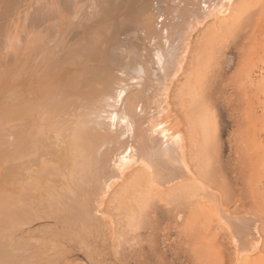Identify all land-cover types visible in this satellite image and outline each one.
I'll return each instance as SVG.
<instances>
[{
  "label": "bare ground",
  "instance_id": "6f19581e",
  "mask_svg": "<svg viewBox=\"0 0 264 264\" xmlns=\"http://www.w3.org/2000/svg\"><path fill=\"white\" fill-rule=\"evenodd\" d=\"M172 2L166 3L165 23L159 29L145 26L156 21L154 15L145 16V7L133 11L137 17L123 16L136 21L151 44L143 43V69H137L136 76L126 70L131 66L130 56L136 53L131 46L123 50L128 57L121 63L124 70L118 72L113 66L107 51L112 27L104 37L99 35L102 40L97 34L87 35L76 45L75 37V46L53 42L50 46L41 41L50 29L33 17L28 30L42 34L33 46L27 45L31 34L23 19L6 33L0 49V264H59L32 237L16 244L9 238L8 231L26 230L39 219L37 203L58 223L53 229L69 233L94 264H101L88 238L95 225L103 231L113 229L110 205L121 206L123 194H129L128 189L136 184L135 171L146 172L151 188L160 192L195 176L186 159L184 119L173 109L171 88L183 73L193 37L207 21L216 23L226 16L235 0ZM4 16L0 4V18ZM72 17L80 20L75 12L67 15V21L72 22ZM51 21L54 37L62 40L67 30L61 28L60 19ZM150 53L159 63L156 80ZM203 195L221 210L237 250L258 245L248 237L241 217L228 214L227 207L226 212L219 205L218 195L211 189ZM60 224L67 228L61 230Z\"/></svg>",
  "mask_w": 264,
  "mask_h": 264
},
{
  "label": "rangeland",
  "instance_id": "374dc122",
  "mask_svg": "<svg viewBox=\"0 0 264 264\" xmlns=\"http://www.w3.org/2000/svg\"><path fill=\"white\" fill-rule=\"evenodd\" d=\"M171 2L0 0L5 15L0 18V49L17 23L23 19L28 30L32 17L37 24L47 25L50 32L42 39V34L28 30L33 43L27 41L30 47L39 37L50 46L52 42V45L75 46L87 35L97 34L95 37L102 40L112 27L107 51L113 66L118 72L124 70L121 63L128 57L123 50L131 46L136 53L130 56L131 66L126 70L136 76L137 69H143L142 57L146 51L141 48L151 44L145 37L147 32L136 21L123 16L129 13L137 17L136 12L145 7L146 17H156L154 24L145 26L159 29L165 23L166 3H174ZM79 3L82 9H78ZM75 12L80 20L72 17V22L67 21V15ZM54 18L60 19L61 28L67 30L62 40L53 35L51 20ZM168 18L175 20L172 16ZM5 27L10 28L8 32ZM192 40V50L184 54L187 53L188 59L184 60L183 73L171 88V101L173 109L184 119L185 128L182 125L181 129L188 136L186 159L195 176L160 192L151 188L146 172L135 171L136 184L128 189L129 194L125 193L127 197L123 194L121 206L115 202L110 205L108 212L112 215L113 229L103 231L95 225L88 238L101 264H264V0H235L226 16H221L216 23L207 21ZM148 58L154 73L159 63L152 53ZM154 77V80L159 77L157 71ZM207 189L218 195L219 205L224 210L227 207L228 214L241 217L248 237L258 242L255 248L246 246L237 250L221 210L204 198ZM35 205L39 219L26 230L8 231L12 243L32 237L31 240L46 248L43 253L59 264H94L69 233L53 229L58 223L45 208ZM60 226L61 230L67 228Z\"/></svg>",
  "mask_w": 264,
  "mask_h": 264
}]
</instances>
